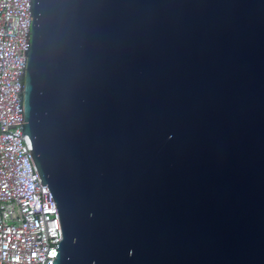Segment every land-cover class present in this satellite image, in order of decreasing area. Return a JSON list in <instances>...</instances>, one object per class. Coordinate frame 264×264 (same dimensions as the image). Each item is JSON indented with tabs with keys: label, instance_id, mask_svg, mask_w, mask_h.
<instances>
[{
	"label": "water",
	"instance_id": "1",
	"mask_svg": "<svg viewBox=\"0 0 264 264\" xmlns=\"http://www.w3.org/2000/svg\"><path fill=\"white\" fill-rule=\"evenodd\" d=\"M28 9L14 92L50 264H264V0Z\"/></svg>",
	"mask_w": 264,
	"mask_h": 264
},
{
	"label": "built area",
	"instance_id": "2",
	"mask_svg": "<svg viewBox=\"0 0 264 264\" xmlns=\"http://www.w3.org/2000/svg\"><path fill=\"white\" fill-rule=\"evenodd\" d=\"M28 6L29 0H0V264H50L57 251L50 244L61 238L53 198L39 181L16 113Z\"/></svg>",
	"mask_w": 264,
	"mask_h": 264
}]
</instances>
